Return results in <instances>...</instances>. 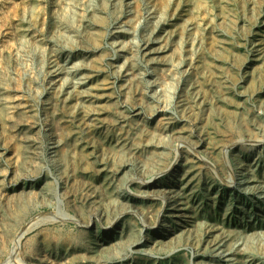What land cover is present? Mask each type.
<instances>
[{
	"label": "rangeland",
	"instance_id": "obj_1",
	"mask_svg": "<svg viewBox=\"0 0 264 264\" xmlns=\"http://www.w3.org/2000/svg\"><path fill=\"white\" fill-rule=\"evenodd\" d=\"M104 1L0 0V264H264V0Z\"/></svg>",
	"mask_w": 264,
	"mask_h": 264
},
{
	"label": "bare ground",
	"instance_id": "obj_2",
	"mask_svg": "<svg viewBox=\"0 0 264 264\" xmlns=\"http://www.w3.org/2000/svg\"><path fill=\"white\" fill-rule=\"evenodd\" d=\"M106 2V0L104 1V3ZM94 13V12H93ZM223 13V12H222ZM225 13V12H224ZM225 15V14H224ZM226 16H228V14H226ZM97 17H98V15H97ZM97 17H96V19H97ZM225 17V16H224ZM262 17V16H261ZM101 18V17H100ZM256 18H257V16H256ZM102 19V18H101ZM224 20V19H223ZM256 20V19H255ZM264 20V19H263ZM222 21V20H221ZM229 21V20H228ZM259 22V21H258ZM62 23H64V22H62ZM65 23H66V21H65ZM68 25H69V23H68ZM225 25V24H224ZM253 28V27H252ZM64 29V28H63ZM66 29V28H65ZM71 29V28H70ZM67 30H68V28H67ZM220 30V29H219ZM89 31V30H88ZM63 32V31H62ZM252 32V31H251ZM258 32V31H257ZM150 33H151V31H150ZM62 34H66L65 32L64 33H62ZM67 35V34H66ZM69 35H71V34H68L67 36L69 37ZM66 36V37H67ZM147 36H149V35H147ZM71 37V36H70ZM69 39V38H68ZM144 40V39H143ZM133 42H135V41H132V43ZM149 42V41H148ZM136 43V42H135ZM147 43V42H146ZM134 45V44H133ZM140 45V44H139ZM137 46V45H136ZM144 47H145V44L143 45ZM134 48V47H133ZM136 48V47H135ZM135 48H134V50H135ZM260 48V47H259ZM256 49V48H255ZM136 50H137V48H136ZM140 50V49H139ZM154 50V49H153ZM148 51V50H147ZM134 52H136V51H134ZM137 54V53H136ZM136 54H133V55H136ZM150 57V56H149ZM134 58V57H133ZM136 58V57H135ZM67 59V58H66ZM65 59V60H66ZM130 59H132V56H131V58ZM148 60H149V58H148ZM131 61V60H130ZM135 62V61H134ZM65 63V62H64ZM130 66H131V64H130ZM73 67H75V66H73ZM207 67V66H206ZM54 69V68H53ZM71 69V68H70ZM51 70V69H50ZM66 70V69H65ZM67 71H68V69H67ZM62 72V71H61ZM67 73V72H66ZM72 74V73H71ZM136 74H137V72H136ZM84 74H82V76H83ZM88 75V74H87ZM135 75V74H134ZM133 75V76H134ZM139 75V74H138ZM59 76V75H58ZM86 76V75H85ZM137 75H135V77H136ZM141 76V75H140ZM70 77V76H69ZM71 78V77H70ZM78 78V77H77ZM138 79V78H137ZM181 79V78H180ZM54 79H52L51 81H53ZM72 80H73V78H72ZM77 80V79H76ZM83 80V79H82ZM86 80V79H85ZM75 81V80H74ZM81 81V80H80ZM73 84V83H72ZM77 84V83H76ZM152 84H154V83H152ZM75 85V84H74ZM78 85V84H77ZM76 86V85H75ZM181 88H182V86H181ZM189 88V87H188ZM154 89H156V88H154ZM187 88H185V90H186ZM75 90H77L76 88H75ZM82 90V89H81ZM84 90H85V88H84ZM153 91V90H152ZM176 91V90H175ZM189 91V90H188ZM90 92V91H89ZM187 92V91H186ZM194 92V91H193ZM86 93V90H85V92H84V94ZM164 93V92H163ZM80 94V93H79ZM82 94V93H81ZM155 94H156V91H155ZM165 94V93H164ZM184 94V93H183ZM193 94V93H192ZM191 94V95H192ZM195 95V94H194ZM180 96V95H179ZM195 97V96H194ZM198 97V96H197ZM87 99V98H86ZM85 100V99H84ZM178 100H180V98L178 99ZM183 100V99H182ZM192 100V99H191ZM194 100V99H193ZM177 101V100H176ZM186 101H188V100H186ZM199 102V101H198ZM86 103V102H85ZM87 103H89V102H87ZM195 103V102H194ZM199 104V103H198ZM182 106H184V105H182ZM181 109V108H180ZM182 109H184V108H182ZM184 111V110H183ZM182 113H184V112H182ZM187 114V113H186ZM164 118V117H163ZM169 120V119H168ZM165 121H167V120H165ZM170 121H172V119L170 120ZM161 122V121H160ZM163 122V121H162ZM159 128V127H158ZM162 130V129H161ZM166 133V132H165ZM172 133V132H171ZM178 134V133H177ZM181 134V133H180ZM176 136V135H175ZM180 136V135H179ZM168 138L170 137L169 135L167 136ZM171 137H173V136H171ZM181 137V136H180ZM167 138V139H168ZM183 138V137H182ZM159 139V138H158ZM171 139V138H170ZM174 139V138H173ZM180 140V139H179ZM193 140V139H192ZM195 140V139H194ZM257 140H258V138H257ZM259 142H260V140H259ZM168 143V142H167ZM199 144V143H198ZM234 144V143H233ZM262 144V143H261ZM55 146V145H54ZM195 146V145H194ZM193 146V147H194ZM156 147H157V145H156ZM197 150V149H196ZM163 151V150H162ZM161 151V152H162ZM158 152V151H157ZM163 153V152H162ZM160 153H158V155H159ZM240 155V154H239ZM160 156V155H159ZM164 156V155H163ZM59 157V156H58ZM54 158H57V157H54ZM165 158V157H164ZM256 158V157H255ZM264 158V157H263ZM159 159V158H158ZM53 160V159H52ZM161 160V159H160ZM55 161V160H54ZM53 161V162H54ZM159 162V161H158ZM177 163V162H176ZM255 168V167H254ZM253 168V169H254ZM161 169V168H160ZM166 169V168H165ZM157 170H159V169H157ZM164 170V169H163ZM252 170V169H251ZM162 171V170H161ZM161 173V172H160ZM192 176V175H191ZM253 177V176H252ZM190 178H192V177H190ZM134 181V180H133ZM197 181H198V179H197ZM240 181V180H239ZM245 181V180H244ZM129 182H131V181H129ZM187 182H189V181H187ZM238 183V182H237ZM256 185H257V183H255ZM255 184H254V186H255ZM163 185H164V183H163ZM250 186V185H249ZM251 186H252V184H251ZM247 187H248V185H247ZM158 188V187H157ZM166 188V187H165ZM172 188V187H171ZM236 188V187H235ZM176 189V188H175ZM196 189V188H195ZM259 189V188H258ZM148 190V189H147ZM152 190V189H151ZM157 190V189H156ZM245 190V189H244ZM260 190V189H259ZM154 191V190H153ZM239 191H240V189H239ZM169 192V191H168ZM190 192V191H189ZM137 194V193H136ZM153 194V193H152ZM170 194V193H169ZM156 195V194H155ZM136 196H139V195H136ZM160 196V195H159ZM168 196V195H167ZM176 196V195H175ZM263 196H264V194H263ZM161 197V196H160ZM260 197V196H259ZM230 198V197H229ZM252 198V197H251ZM161 200H163V199H161ZM181 200V199H180ZM188 200V199H187ZM264 201V200H263ZM181 202V201H180ZM185 202V201H184ZM199 202V201H198ZM187 204H189V203H187ZM191 205V204H190ZM193 209H195V208H193ZM93 213V212H92ZM179 214V213H178ZM93 215V214H92ZM120 216V215H119ZM91 217V216H90ZM174 217V216H173ZM224 217V216H223ZM97 219H99V218H97ZM48 219H37V220H34L33 222H31V224H30V227H32V226H36V225H39L41 222H44V221H47ZM91 220H89V222H90ZM206 224H207V222L206 221H204ZM204 222H202V223H204ZM92 223V222H91ZM213 223V222H212ZM200 224V223H199ZM198 224V225H199ZM201 225H204V224H201ZM218 225V224H217ZM171 226V225H170ZM210 227V226H209ZM209 227H208V229H209ZM215 227V226H214ZM222 227V226H221ZM202 228V227H201ZM171 229V228H170ZM190 229V228H189ZM211 229H213V227L211 228ZM232 229V228H231ZM237 229V228H236ZM203 230V229H202ZM181 231V230H180ZM179 231V232H180ZM184 231V230H183ZM191 231V230H190ZM233 231V230H232ZM241 231V230H240ZM260 231V230H259ZM262 231H264V230H262ZM217 232V231H216ZM219 232H221V230L219 231ZM252 232V231H251ZM258 233V232H257ZM216 234V233H215ZM217 234H218V232H217ZM250 234V233H249ZM180 235V234H179ZM220 235V234H219ZM259 235V234H258ZM223 236V235H222ZM228 236V235H227ZM260 237V236H259ZM210 238V237H209ZM214 238V237H213ZM219 238V237H218ZM222 238L223 237H221V238H219V239H221V240H219L218 241V239H216V241H215V245H217V246H219V248H221V247H224L225 248V246H228V243L226 242L225 243V241H222ZM225 238V237H224ZM223 238V239H224ZM252 239V238H251ZM243 240V239H242ZM229 241V240H228ZM246 241V240H245ZM251 241V240H250ZM261 241V240H260ZM138 242V241H137ZM143 242V241H142ZM209 242V241H208ZM262 242V241H261ZM230 243V242H229ZM236 243V242H235ZM248 244V243H247ZM130 245H132V244H130ZM101 246V245H100ZM133 246L134 247H136L137 246V244L135 243V244H133ZM242 246H243V244H242ZM244 246H245V244H244ZM232 248V247H231ZM227 249V248H226ZM240 249V248H239ZM247 250V249H246ZM236 251H238V250H236ZM254 251V250H253ZM217 252V251H216ZM229 252V251H228ZM239 252H241V251H239ZM213 253V252H212ZM223 253V252H222ZM247 256V255H246ZM228 257V256H227ZM249 258V257H248ZM243 260V259H242ZM258 262V261H257ZM216 264V263H215Z\"/></svg>",
	"mask_w": 264,
	"mask_h": 264
}]
</instances>
